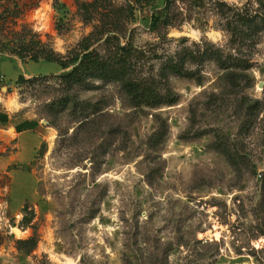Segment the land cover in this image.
I'll use <instances>...</instances> for the list:
<instances>
[{"label": "rangeland", "instance_id": "rangeland-1", "mask_svg": "<svg viewBox=\"0 0 264 264\" xmlns=\"http://www.w3.org/2000/svg\"><path fill=\"white\" fill-rule=\"evenodd\" d=\"M93 3L0 0V127L37 140L8 167L0 141V264H264V0ZM116 26L144 76L184 61L193 77L160 87L176 104L139 109L118 83L69 86L17 56L105 54Z\"/></svg>", "mask_w": 264, "mask_h": 264}, {"label": "trees", "instance_id": "trees-1", "mask_svg": "<svg viewBox=\"0 0 264 264\" xmlns=\"http://www.w3.org/2000/svg\"><path fill=\"white\" fill-rule=\"evenodd\" d=\"M142 4L145 0H134ZM171 2V0H168ZM84 8L92 7L95 11L103 9L113 12L110 8V0H94L93 4L83 5ZM116 12V11H115ZM241 23L245 24L251 19L240 16ZM117 26L115 29L105 30L104 40L105 54L100 51L92 50L91 44L82 47L79 54L71 59H64L58 53L47 48L41 41L24 42L17 56L22 61L27 59L31 62L57 63L63 70H67L60 77L68 84L73 86L83 84L90 80L103 82H114L121 85L122 90L130 98L131 103L139 109H155L165 105L172 106L178 102V97L160 89L163 80L167 79V73L184 78H192L193 73L186 70L183 60H170L162 69L161 79L157 80L154 76H144L141 70L142 57L129 42L123 45L120 42ZM24 77L18 79L19 84L25 83ZM1 88V82H0Z\"/></svg>", "mask_w": 264, "mask_h": 264}, {"label": "crops", "instance_id": "crops-1", "mask_svg": "<svg viewBox=\"0 0 264 264\" xmlns=\"http://www.w3.org/2000/svg\"><path fill=\"white\" fill-rule=\"evenodd\" d=\"M14 62L22 63L20 60H15ZM0 75L4 76L2 73V65L0 62ZM31 77V76H29ZM5 78V76H4ZM3 119L2 115H0V125H2ZM3 127V126H2ZM0 127V141L5 143L6 146H2L1 149H3L4 153H6V156H4L3 159H6L5 162H2L1 164L5 167H8L17 160H29L34 157L35 153V146L37 145V140L33 137H29L30 131L24 130L22 125H14L13 128L16 131L17 136L11 137L8 134V130L6 128ZM28 145V146H27ZM31 148H28L30 147ZM31 155L28 156L29 152ZM1 165V166H2ZM2 166V167H3Z\"/></svg>", "mask_w": 264, "mask_h": 264}, {"label": "bare ground", "instance_id": "bare-ground-1", "mask_svg": "<svg viewBox=\"0 0 264 264\" xmlns=\"http://www.w3.org/2000/svg\"><path fill=\"white\" fill-rule=\"evenodd\" d=\"M21 233H22L21 231L16 230L17 235H21Z\"/></svg>", "mask_w": 264, "mask_h": 264}, {"label": "built area", "instance_id": "built-area-1", "mask_svg": "<svg viewBox=\"0 0 264 264\" xmlns=\"http://www.w3.org/2000/svg\"><path fill=\"white\" fill-rule=\"evenodd\" d=\"M2 81H3V76L0 75V82H2Z\"/></svg>", "mask_w": 264, "mask_h": 264}, {"label": "water", "instance_id": "water-1", "mask_svg": "<svg viewBox=\"0 0 264 264\" xmlns=\"http://www.w3.org/2000/svg\"><path fill=\"white\" fill-rule=\"evenodd\" d=\"M18 231H20V230H18Z\"/></svg>", "mask_w": 264, "mask_h": 264}]
</instances>
